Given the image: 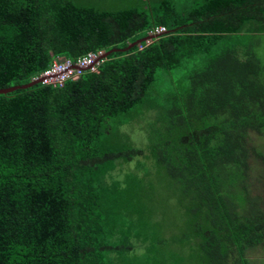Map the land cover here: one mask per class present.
I'll return each instance as SVG.
<instances>
[{
  "label": "trees",
  "instance_id": "1",
  "mask_svg": "<svg viewBox=\"0 0 264 264\" xmlns=\"http://www.w3.org/2000/svg\"><path fill=\"white\" fill-rule=\"evenodd\" d=\"M113 1L0 0V89L118 50L0 94V264H118L156 178L196 264H264V0ZM139 121L147 149L123 131Z\"/></svg>",
  "mask_w": 264,
  "mask_h": 264
},
{
  "label": "rangeland",
  "instance_id": "2",
  "mask_svg": "<svg viewBox=\"0 0 264 264\" xmlns=\"http://www.w3.org/2000/svg\"><path fill=\"white\" fill-rule=\"evenodd\" d=\"M118 2L121 3L122 1ZM103 4L114 6V4L118 3L113 0H103ZM151 40L146 43H151ZM142 125L144 126L142 121L131 126L125 125L123 131L131 135L132 140L138 148L147 149V133L142 128ZM256 141L259 145L262 142L261 146H264V137L258 136L256 137ZM152 166L153 163H150L148 167L151 168ZM260 175L253 176V189H255V193L260 195L261 204L263 205L264 175L262 173V178H260ZM166 186L165 181L156 178L154 180L155 192L142 198L146 213L143 218L134 217L135 222L143 223L132 231L131 241L134 250L122 256L118 264H123L121 259L125 257H127V262L133 259L144 264L151 259V264H163L160 263V259L163 258L162 255L164 253L168 254L165 264H176V262L177 264H196L192 253H188L184 249L188 244L184 234H190L191 232V227L188 226V218H185L186 216L178 205L177 198L174 197L175 191L169 190ZM151 245L156 246L157 250L152 251L148 256L149 251H147V247ZM254 262L255 264H261V261L258 259Z\"/></svg>",
  "mask_w": 264,
  "mask_h": 264
},
{
  "label": "built area",
  "instance_id": "3",
  "mask_svg": "<svg viewBox=\"0 0 264 264\" xmlns=\"http://www.w3.org/2000/svg\"><path fill=\"white\" fill-rule=\"evenodd\" d=\"M166 32L163 27L150 32V36H158ZM105 55L104 51L90 52L79 58L76 62L63 58L53 61L52 65L41 77L44 78L42 84L53 87H62L67 81L77 80L87 71H96L103 62L101 59Z\"/></svg>",
  "mask_w": 264,
  "mask_h": 264
},
{
  "label": "water",
  "instance_id": "4",
  "mask_svg": "<svg viewBox=\"0 0 264 264\" xmlns=\"http://www.w3.org/2000/svg\"><path fill=\"white\" fill-rule=\"evenodd\" d=\"M155 37H157V36H148L146 38H143V39L139 40L138 42L129 45L126 49H122L121 51H127L130 48H132V47H134V46H136L138 44H141L143 42H147V41H149L151 39H154ZM114 51H118V50H113V51L105 53V55L101 59L107 58ZM43 80H44L43 77H37L32 82H30L29 84H26V85H20V86L9 87V88H6V89H0V94H8V93L14 92L16 90L27 89V88H30V87H32L34 85L41 84L43 82Z\"/></svg>",
  "mask_w": 264,
  "mask_h": 264
},
{
  "label": "clouds",
  "instance_id": "5",
  "mask_svg": "<svg viewBox=\"0 0 264 264\" xmlns=\"http://www.w3.org/2000/svg\"><path fill=\"white\" fill-rule=\"evenodd\" d=\"M39 77H41V76H39Z\"/></svg>",
  "mask_w": 264,
  "mask_h": 264
}]
</instances>
